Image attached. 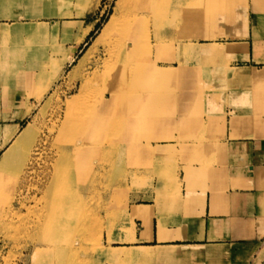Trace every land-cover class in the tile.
Here are the masks:
<instances>
[{
    "label": "crops",
    "instance_id": "crops-1",
    "mask_svg": "<svg viewBox=\"0 0 264 264\" xmlns=\"http://www.w3.org/2000/svg\"><path fill=\"white\" fill-rule=\"evenodd\" d=\"M25 1L0 0V28L47 23L48 32L62 36L69 24L74 30L67 60L98 21L73 12L67 20L50 16L46 21V9L33 10ZM173 1L183 8L190 0ZM183 22L209 28L234 22L232 31L237 32L230 39L183 43V62L199 64V71L196 77L184 66L181 75L173 74L183 82L177 93L168 94L165 122L155 109L159 83L173 70L150 57L154 48L158 58L170 56L169 34L163 32L169 21L160 17L159 24L151 25V55L130 62L132 68L146 67L145 72L127 78L125 89H132L119 110L129 112L135 132L152 126L143 134L167 140L152 144L151 159L158 162L149 188L129 202L111 242L105 236L102 247L87 253L83 264L264 263V0H251L248 7L234 2L200 22L184 15ZM158 33L164 41L157 39ZM16 101L15 95L9 100ZM133 130L130 126L127 135ZM128 142L135 152H129ZM119 143L126 146L117 153L119 159L143 150L136 139ZM155 145L160 150L154 152Z\"/></svg>",
    "mask_w": 264,
    "mask_h": 264
},
{
    "label": "rangeland",
    "instance_id": "rangeland-1",
    "mask_svg": "<svg viewBox=\"0 0 264 264\" xmlns=\"http://www.w3.org/2000/svg\"><path fill=\"white\" fill-rule=\"evenodd\" d=\"M30 1L25 2L31 9L34 10L38 6L46 9V21H49L50 16L53 18L59 16L56 19L67 20L66 16H71L69 14L71 12L85 15L87 19L98 18V21L90 35L79 44L75 55L69 54L72 57L68 60L66 53L70 50L68 46L73 40L70 33L74 30L69 24L63 26L62 36L56 32H48L47 23L30 24L31 28L22 25L0 28L2 42H0V80L10 81L7 84L0 83L2 86L0 87V96H2L0 98V129L12 123L2 119L4 113L17 115L21 114L20 109H28L30 116L17 122L20 126L26 125L28 121L36 123L37 135L45 140L42 149L43 160L50 169L54 168V163L59 167L61 164L63 166L64 163L66 164L63 156L67 154V147L72 144L89 142L93 152L85 159L83 165L75 168V173L68 171L73 168L72 165L67 167L70 173L65 175L69 178L65 190L68 208L66 229L63 231V236L68 237L65 247L61 249L60 244L64 242H61V239H55L54 234L49 232L53 222L46 218V215L49 214L51 201L48 197V201L46 200L43 190L32 189L26 199V205L20 207L19 214L4 224L0 223V264H55V259L58 264H83L87 253L102 247L105 236L108 243L111 242L112 232L119 227V221L123 218L129 202L139 199L145 189L149 188L152 179L156 177L153 174L155 172L153 168L158 162L151 159L152 144L167 139H150L148 134H143L144 131L151 132L152 126L145 130L137 128V132L127 135L132 123L131 117L128 115L129 112L117 109L118 105H116L115 111H102L104 129L100 134L102 141L98 142H102L105 151H100L97 147L93 149V145L97 144L92 143L96 137L94 138L91 134L93 132L87 131L89 122L85 115L83 116L85 111L83 112L81 107L70 110L67 101L79 93L85 78H92L86 96L88 100H95L102 94L104 99L110 101L114 91L113 84L116 82V75L112 76L111 70L116 59L112 56V50L116 49L118 44L114 39L120 37L118 35L126 29L125 27L132 26L138 30L142 42L147 46V42L149 43L151 39L152 24L144 29L139 22V17L144 15L150 21L153 9L148 7L136 9L130 0ZM200 1L203 3L205 0ZM250 1L234 0L237 6L245 4L246 7ZM37 2L40 5H37ZM161 4L160 9L164 13L162 11L159 15L169 21V24L164 25L163 32L169 34L171 53L167 58H158L159 50L154 48L150 60L163 65L164 69L173 70L169 77L161 79L159 83L161 93L158 99L159 104L157 106L156 103L155 109L158 119L166 122L168 94L172 96L177 93L179 88H182L183 82L181 76L174 78L173 74L181 75L184 66L187 72L194 73L196 77L199 71V64L189 65L183 62V43L230 39L231 35L237 31H232L235 21L222 22V25L218 24L213 28L204 24L186 25L183 22L184 15L181 13L188 7H174L173 0H163ZM160 9L156 8V11ZM213 9L214 13L223 11L221 8ZM175 10L180 14H173ZM116 11L119 13L118 27L105 39L100 40L98 37L100 30ZM23 28L25 30H22ZM56 57L59 59L64 57V59L59 62ZM186 59L189 60L188 55ZM194 82L198 83L197 80ZM124 83L123 87L126 88L128 79ZM47 84L49 86L45 91ZM130 89L132 88L124 90L122 101L126 100L131 92ZM40 93L41 97H39ZM14 95L17 99L16 103L9 102ZM122 106L124 108V105ZM157 109H159L158 115ZM118 116V119L111 118ZM73 123L75 125L72 133L71 131L62 132V125L69 126L66 128L70 130ZM106 132L108 133L106 137H102ZM119 139H136L143 150L138 154H124L119 159L117 153L112 152L121 146ZM131 143L128 142V146L132 145ZM157 149L155 145L153 151L156 152ZM116 165H119V168L115 167ZM16 205L18 206L17 203ZM62 260L65 262H61Z\"/></svg>",
    "mask_w": 264,
    "mask_h": 264
},
{
    "label": "bare ground",
    "instance_id": "bare-ground-1",
    "mask_svg": "<svg viewBox=\"0 0 264 264\" xmlns=\"http://www.w3.org/2000/svg\"><path fill=\"white\" fill-rule=\"evenodd\" d=\"M130 1L136 9L144 7L153 9V16H151L152 18L150 21H148L144 15L143 17H139V22H141V26L144 29H147V27L151 24H159V13L163 11L160 9L162 7L161 3L163 0H159L161 1L159 3L157 2L158 0ZM184 1L185 0L182 2ZM233 3L234 0H205L203 3L200 0H190L186 5L188 8H186L181 14H184L187 17L194 16V19L198 22L201 17H210V15L214 14L213 8L226 10L227 8H230ZM37 5L40 4L37 2ZM156 8L160 10L156 11ZM148 16L149 15H147V17ZM119 23V13L116 11L110 16L100 30L98 36L99 39H105L116 29V27H118ZM125 28L126 29L122 30V32L118 35L120 37L114 39L118 44L116 49L112 50V56L116 57V59L111 70L112 76L116 75V82L113 84L112 89H114V91L110 101L104 99L102 94H100L95 100L87 99L86 96L92 78H85L80 87V91L78 90L79 93H77L76 96H72L67 101L70 110L81 107L83 112H86L83 113V116L85 115L86 120L89 122L86 127L87 131L93 132L90 133L93 134L94 138L96 137L95 141L92 142L97 143L96 145H93V149L97 147L100 151H105L102 146V142H98L102 141L100 139V134L104 129V115L102 114V111H115L114 106L116 105H118L116 106L117 109L121 108L124 104V101H122L121 98L125 90L123 87L125 84L124 81L130 77L132 72H145L144 69H146V67L143 69L139 67L132 68V66H130V62L134 59H145V57L147 55H151L152 52L151 49H148L152 47L151 39H149L150 42H147L146 46L142 42V38L140 33L138 34V30H135V27L127 26ZM156 37L159 40H163L159 36V33ZM104 72L106 71L104 70ZM146 84L145 86L149 87V83L147 85ZM49 85L47 84L44 89L45 91L48 89ZM41 93L39 94V97L42 96ZM109 104L110 106H107ZM24 110L23 108L20 109L21 114L18 113L17 115L9 113H4L2 115L3 120L6 122L12 121V123H8L4 128L0 129V223L4 224L14 218L15 215L19 214L21 209L20 207L26 205V199L32 189L43 190L46 195V200L48 201L49 199V201H51L49 202L51 203L49 206V214L46 215V218H49L53 222V227L49 229V232L54 234L55 239H61V242H64L60 244L61 249H63L65 247V243L67 242L66 240L68 239L66 235L63 236V231L66 229L65 224L68 218V208L66 204L67 196L65 194V190L67 188L69 178H66L65 175H69L70 172L68 171L75 173V168L83 165L85 159L93 152L92 149H90L91 143L83 142L78 145L72 144L70 147L68 146L67 154H65V157L63 156L66 164L64 163V166L61 164L59 167L54 163V168L50 169L48 164L43 160L42 149L45 140L40 139L39 135H37L38 129L36 123L28 121L26 125L20 126V123L17 122V120H23L25 117L30 116L28 109ZM93 118L94 120L92 121ZM111 118L114 120L118 119L119 116L117 118ZM74 125V123L71 124V127L69 128L70 130L66 128L69 126L62 125V132L71 131L72 133L74 131ZM131 126L133 130L135 127L134 125ZM107 132L102 137H106L108 134ZM133 132L135 131L133 130ZM83 140L86 141L88 139ZM123 147L126 149L125 146ZM123 147H117V149L112 150V152L118 153L121 150H124ZM129 152H135V145H130ZM71 165L73 168L67 171V167ZM6 193L8 194L5 195Z\"/></svg>",
    "mask_w": 264,
    "mask_h": 264
}]
</instances>
